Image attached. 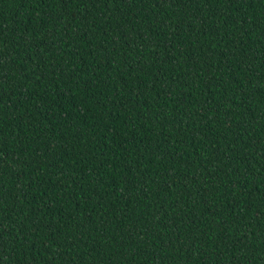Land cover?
<instances>
[{"label":"trees","instance_id":"16d2710c","mask_svg":"<svg viewBox=\"0 0 264 264\" xmlns=\"http://www.w3.org/2000/svg\"><path fill=\"white\" fill-rule=\"evenodd\" d=\"M0 264H264V0H0Z\"/></svg>","mask_w":264,"mask_h":264}]
</instances>
